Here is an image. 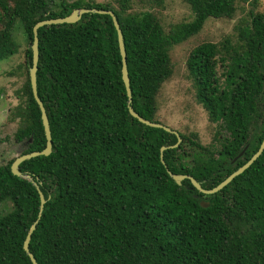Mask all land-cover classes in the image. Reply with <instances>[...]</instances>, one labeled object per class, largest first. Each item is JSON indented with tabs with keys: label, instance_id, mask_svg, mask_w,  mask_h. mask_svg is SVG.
I'll list each match as a JSON object with an SVG mask.
<instances>
[{
	"label": "trees",
	"instance_id": "obj_1",
	"mask_svg": "<svg viewBox=\"0 0 264 264\" xmlns=\"http://www.w3.org/2000/svg\"><path fill=\"white\" fill-rule=\"evenodd\" d=\"M166 0H0V63L28 47L26 82L13 121L22 155L47 140L30 82L33 29L43 20L87 8L113 11L123 31L134 110L157 119L158 97L175 73L173 47L198 35L209 19H234L249 5L235 38L203 43L187 61L197 102L216 124L215 142L140 123L129 111L118 32L109 15L85 14L76 24L39 30L38 94L49 117L53 152L20 166L47 203L30 242L38 264H264V153L224 190L201 193L188 175L212 190L244 166L264 140V12L258 0H184L194 18L166 32L158 11ZM137 6L139 11H135ZM218 67L223 69L219 76ZM163 124V123H162ZM168 147L162 153V148ZM162 154L166 164L162 163ZM0 166V264H33L24 249L39 218L36 187ZM202 202L208 203L203 207Z\"/></svg>",
	"mask_w": 264,
	"mask_h": 264
},
{
	"label": "rangeland",
	"instance_id": "obj_2",
	"mask_svg": "<svg viewBox=\"0 0 264 264\" xmlns=\"http://www.w3.org/2000/svg\"><path fill=\"white\" fill-rule=\"evenodd\" d=\"M64 0H49L53 10H58ZM68 3L78 1H94L100 4H111L117 8L113 0H65ZM258 11L264 12V0H258ZM137 12L139 8L134 7ZM249 5H242L234 19L217 20L209 19L203 30L189 41L172 48L170 55L175 66L173 77L162 87L158 97L157 119L180 134H197L199 141L206 146L215 142L217 134L216 124L209 121L206 110L197 102L196 89L193 81L188 76L187 61L191 51L203 43L220 44L225 39L235 38L236 28L243 21L249 19ZM162 24L169 32L171 27L193 20L194 15L190 6L184 0H166L158 11ZM15 38L21 48L17 55L0 63V166L7 165L10 161L21 156L25 145L15 139L19 129V121H13L14 109L19 105V95L26 82L24 65L25 52L28 47L26 37L18 25ZM219 76L223 69L218 67ZM12 209L10 202L4 203L0 213H8Z\"/></svg>",
	"mask_w": 264,
	"mask_h": 264
},
{
	"label": "water",
	"instance_id": "obj_3",
	"mask_svg": "<svg viewBox=\"0 0 264 264\" xmlns=\"http://www.w3.org/2000/svg\"><path fill=\"white\" fill-rule=\"evenodd\" d=\"M85 14H99V15H109L112 17L114 25L116 27V30L118 32V40H119V46H120V51H121V55H122V63H123V67H122V76H123V81L125 83L126 86V90H127V94L129 97V111L130 114L137 119L140 123L152 127V128H158V129H163L168 133L171 134H175L178 138V143L174 146H171L169 148H178L180 146V144L182 143L183 139L181 137V134L178 131L173 130L172 128H170L169 126H166L162 123H157V122H152L150 120L145 119L144 117H142L140 114H138L133 106V94H132V89H131V80H130V76H129V70H128V62H127V51H126V45H125V39H124V35H123V31L121 29L120 23L118 21L117 16L115 15V13L113 11H109V10H99V9H87V8H81V9H76L74 10V12L64 18H58V19H50V20H43L38 22L34 29H33V33H34V41L32 44V52H33V61H32V68L30 69V82H31V86H32V91H33V95L34 98L36 100V102L38 103L40 110H41V114H42V122L44 125V130H45V135H46V140H47V144H46V148L43 151L40 152H32L29 154H24L19 156L18 158L15 159V161L13 162L12 166H11V170L12 173L15 176H18L20 178H24L28 181H30L38 190L39 195H40V200H41V208H40V214H39V218L38 220L35 222V224L31 227L26 240L24 242V249L26 251V253L28 254V256L30 257L31 261L33 264H38L36 258L34 257V255L31 253L30 251V242L32 239V235L36 230L37 224L40 220V218L42 217V213L44 211L45 205L47 203V200L45 198V195L43 194V192L40 189V185L33 179V177L29 174H23L20 170V166L21 164H23L26 161H29L33 158L39 157V156H50L53 152V138H52V132H51V126H50V121H49V117L47 115V111L46 108L44 106L43 101L40 99L39 94H38V82H37V73H38V66H39V59H40V53H39V30L43 27L46 26H51V25H61V24H76L78 23L82 17ZM168 147H163L162 148V153L167 150ZM264 153V140L260 146V149L258 150V152L241 168H239L237 171H235L233 174H231L226 180H224L221 184H219L217 187H215L212 190H207L204 189L201 184L199 182H197L193 177L188 176V175H177V174H173L171 171L168 170V173L170 174V176L177 182L178 185H182V182L186 179L191 180L192 184L195 186V188H197V190H199L201 193L205 194V195H213L216 193L221 192L222 190H224L231 182H233L237 177L241 176L243 173H245L260 157L261 155ZM162 163H165L164 160V156L162 154ZM202 206L203 207H208L209 204L208 203H204L202 202Z\"/></svg>",
	"mask_w": 264,
	"mask_h": 264
}]
</instances>
